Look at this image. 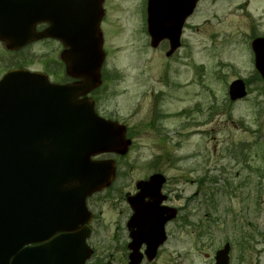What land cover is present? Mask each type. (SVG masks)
I'll return each mask as SVG.
<instances>
[{"label":"rangeland","instance_id":"obj_1","mask_svg":"<svg viewBox=\"0 0 264 264\" xmlns=\"http://www.w3.org/2000/svg\"><path fill=\"white\" fill-rule=\"evenodd\" d=\"M142 1L107 0L102 84L89 96L131 143L124 155L98 157L113 159L116 175L87 201V264H127L125 196L154 172L165 175L162 191L179 212L151 264H213L225 242L229 264H264V238L253 234L264 230V84L248 38L264 33V0H200L170 57L167 45L150 47ZM61 49L52 40L15 52L0 44V74L22 66L62 82ZM237 78L248 95L230 102ZM242 237L250 238L243 249Z\"/></svg>","mask_w":264,"mask_h":264},{"label":"water","instance_id":"obj_2","mask_svg":"<svg viewBox=\"0 0 264 264\" xmlns=\"http://www.w3.org/2000/svg\"><path fill=\"white\" fill-rule=\"evenodd\" d=\"M149 0L148 31L151 46L169 39V56L179 47L180 29L198 0ZM100 0H0V41L17 50L32 41L52 38L64 49L66 74L80 79L53 84L36 72L10 70L0 79V264H84L91 251L85 244L90 215L85 198L108 185L114 176L112 161L91 160L103 152L124 154L130 141L125 128L97 116L85 96L100 84L103 63L99 22ZM48 26L37 32L35 25ZM255 66L264 80V38L252 42ZM231 100L246 95L244 82L233 81ZM165 181L152 175L138 183L140 198L132 203L129 264H138L136 244H149L151 259L163 241V224L175 209L160 207L159 191ZM140 200V201H139ZM132 202V201H131ZM139 207L135 209V205ZM149 210V215L143 209ZM168 215L163 217V214ZM49 242L23 248L26 244ZM228 245L216 255L227 264Z\"/></svg>","mask_w":264,"mask_h":264},{"label":"flooded vegetation","instance_id":"obj_3","mask_svg":"<svg viewBox=\"0 0 264 264\" xmlns=\"http://www.w3.org/2000/svg\"><path fill=\"white\" fill-rule=\"evenodd\" d=\"M142 1V0H141ZM157 1L156 0H153V3L155 4ZM178 2H179V0H174L173 1V4L174 5H178ZM102 6H103V11H104V16L106 15V13H107V0H103V2H102ZM146 6H147V0H143L142 2H141V4H140V7L141 8H143V16H144V20H142L141 19V17H140V20L142 21V23H143V25L145 26L144 27V29H145V31L147 32V29H146V20H147V16H146ZM104 16H103V19H102V21H101V26L103 27V23H104ZM186 20L187 19H185L184 21L185 22H183V24H182V26H181V29H180V47H182V40H181V38H182V34H183V29H185V27H186ZM45 25H40L39 26V28H43ZM148 34V33H147ZM249 38V44H250V48H251V42L253 41V40H255V39H257V38H264V33H257V34H255L254 32H252L251 34H250V36L248 37ZM160 44H164V45H167V46H169V44H170V41L169 40H167V39H164V40H162L161 42H160ZM252 51V50H251ZM253 53V52H252ZM256 71V70H255ZM257 73V72H256ZM72 80L71 79H69V80H66L65 82H71ZM154 173H157V172H154ZM162 191V190H161ZM162 194L164 195V200H163V202L161 203L162 205H164V206H167V207H172L171 206V203H170V197H169V195L168 194H165L163 191H162ZM161 194V195H162ZM133 196L134 198H139V199H141L140 198V195H141V193H140V191H139V189H137V187L135 186V191L132 193V194H129V193H127L126 194V196H125V199H126V201H128V198H129V196ZM140 201V200H139ZM152 201H154V199H152V198H150L149 196H145V197H143L142 199H141V202H142V204H144V205H148V204H150ZM139 207V204H136L135 205V209H137ZM143 210H145V212L147 213V215H149V210H147V209H143ZM177 211L179 212V209L177 208ZM168 213L166 212V213H164L163 214V217H165L166 215H167ZM131 215V214H130ZM130 215H129V217H130ZM128 217V218H129ZM169 222H171V221H169ZM169 222H167V223H165V225H164V239H163V242H162V244H161V246L158 248V251H157V253H156V255H155V257L153 258V259H148L147 258V256L145 255V251H146V248H147V242L146 241H142V242H140V244H136L135 243V247H136V253L138 254V255H141L142 256V259H141V261H140V263L139 264H151V263H153V262H155V260L157 259V257L159 256V250H160V248L164 245V243L166 242V240H167V233H166V230H165V227H166V225L169 223ZM125 226H126V223H125ZM126 229H127V236H128V242L126 243V249H127V260L129 259V256H130V252H131V247L129 246V244H130V234H129V227L128 226H126ZM253 234L254 235H258V236H260V237H262V238H264V230H261V231H254L253 232ZM253 235V236H254ZM250 238H251V236H249ZM250 238H248V237H242L241 238V240L239 241V243H238V246L240 247V248H245V246L244 245H241L242 243L244 244V241H246V240H249ZM89 244V243H88ZM90 246V245H89ZM234 246H236V244H234V242L232 243V247H234ZM231 247V246H230ZM231 249V248H230ZM217 250H219V248L217 249ZM216 250V251H217ZM229 263H230V252H229ZM228 263V264H229ZM127 264H128V262H127Z\"/></svg>","mask_w":264,"mask_h":264}]
</instances>
